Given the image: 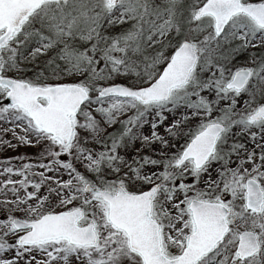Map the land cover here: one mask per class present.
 <instances>
[{"label": "snow or ice", "instance_id": "6c2138e0", "mask_svg": "<svg viewBox=\"0 0 264 264\" xmlns=\"http://www.w3.org/2000/svg\"><path fill=\"white\" fill-rule=\"evenodd\" d=\"M27 147L0 264H264V0H0V152Z\"/></svg>", "mask_w": 264, "mask_h": 264}, {"label": "rangeland", "instance_id": "374dc122", "mask_svg": "<svg viewBox=\"0 0 264 264\" xmlns=\"http://www.w3.org/2000/svg\"><path fill=\"white\" fill-rule=\"evenodd\" d=\"M245 98H247V97H245ZM240 103L242 104L243 101H240ZM35 151L36 150L34 148L27 147V148H20L16 152H12V151H9L7 153L0 152V156H15V155H18L20 153H33Z\"/></svg>", "mask_w": 264, "mask_h": 264}]
</instances>
